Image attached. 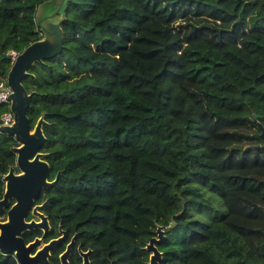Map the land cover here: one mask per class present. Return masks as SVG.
I'll return each mask as SVG.
<instances>
[{
  "label": "trees",
  "instance_id": "16d2710c",
  "mask_svg": "<svg viewBox=\"0 0 264 264\" xmlns=\"http://www.w3.org/2000/svg\"><path fill=\"white\" fill-rule=\"evenodd\" d=\"M42 1L0 0V77ZM58 24L60 51L20 80L58 171L34 198L44 239L59 225L90 264H143L169 224L159 264H264V0H64ZM15 144L0 132V193Z\"/></svg>",
  "mask_w": 264,
  "mask_h": 264
},
{
  "label": "water",
  "instance_id": "95a60500",
  "mask_svg": "<svg viewBox=\"0 0 264 264\" xmlns=\"http://www.w3.org/2000/svg\"><path fill=\"white\" fill-rule=\"evenodd\" d=\"M64 0H60L58 11L61 10ZM36 7L35 11L37 10ZM49 14H41L35 17V23L44 35L29 42L11 59V53L5 52L2 57L10 59L5 79L10 86L9 109L12 111V120L8 124H0V132L12 135L17 144L12 146L15 153L14 165L17 172L12 171L10 165L2 175L3 191L0 197V211L6 205L8 197L13 198V202L6 209V218L0 220V252L12 253L17 264H39L45 261L51 246L58 243L63 237L64 231L57 237L50 238L46 243H40V237H34L32 241L25 242L20 233L27 228L42 227V235L47 229L46 216L36 209L39 204H33L32 213L39 217L38 220L24 219L28 209L33 203V198L40 189L54 183L57 172L51 179L47 178L48 163L42 158L44 152L39 150L44 141V134L41 130L42 116H38L32 126H30L26 115V107L31 93L26 91L21 83V77L27 73L26 68L33 61H41L59 52L62 46L61 29L57 22H45ZM256 116V113H253ZM260 128V136L264 138V128L257 123ZM168 225L157 224L154 234L150 235L144 245V250L148 252L147 259L143 264H159L161 251L156 247V243L164 238V231ZM40 244V245H39ZM38 245V246H37ZM71 245V239L65 244L64 250L59 253V264H67L66 255ZM34 248V251L31 250ZM82 264H89L87 258L88 249L82 251ZM33 253V254H32Z\"/></svg>",
  "mask_w": 264,
  "mask_h": 264
},
{
  "label": "flooded vegetation",
  "instance_id": "af4514ba",
  "mask_svg": "<svg viewBox=\"0 0 264 264\" xmlns=\"http://www.w3.org/2000/svg\"><path fill=\"white\" fill-rule=\"evenodd\" d=\"M6 171H7V170H6ZM6 171H5V172H6ZM12 171H13V172H17V171H18V168L14 165V161H13V163H12ZM5 172H4V173H5ZM4 173L1 174V177H2V175H3ZM40 190H41V189H40ZM2 191H3V188H2ZM2 191H1V193H0V197H1ZM37 195H38V194H37ZM34 198H35V197H34ZM34 198H33V203L31 204L30 208L28 209V211H27V213H26L24 219L27 220V221H28L29 219L38 220L39 217L36 216L35 214H33L32 211H31V209H32L33 204H39V206H37L36 209L39 210L40 212H42V213L46 216V220H47V229L45 230L44 234L42 235V227H41V226L32 227V228H27V229H24V230L20 233V235H21L22 238H23L22 233H23L25 230L35 229V230L37 231V233L33 234V235L30 237V239H28V240H24V238H23V240H24L25 242H30V241L33 240L34 237H40V238H41V239H40V243H42V242L46 243L50 238L57 237L58 235L61 234V232H60L61 227H60L59 225H57V226H56V234L53 235V236H49V237H47V238L44 239V237L46 236V233H48V231L50 230V224H49V221H48L47 215H46V214L42 211V209H41V205H42V203H43V200H40V201H38V202H35V201H34ZM12 202H13V198H12V197H8L6 205L2 206V209H1V211H0V220H4V219L6 218V209H7V207H8ZM62 230L64 231V233H63V237L60 239V241H59L58 243H55V244H53V245L51 246V248H50L49 251H48V254H47V258H46V260H45V261H40L39 264H40L41 262H47V261H48V258L50 257L51 249L53 248L54 245L63 244L62 247H61V249L56 253V256H55L56 259H57V264H59V263H60V261H59V253H60L62 250H64V248H65V244H66L70 239H71V245H70L69 250H68V253H67V255H66L67 264H72L73 262H77V264H82V254L79 252V249L82 250V251H85V250L88 249V252H87V258H88V263L90 264V261H89V252H90V248H85V249H83V248H81V247L79 246V243H76L75 246H73L74 235H73V237H72V236L68 237V239L65 240V241L63 242V240L65 239V230H64L63 228H62ZM39 245H40V244H39ZM37 246H38V245H37ZM31 251L33 252V251H34V248H33ZM32 254H33V253H32Z\"/></svg>",
  "mask_w": 264,
  "mask_h": 264
},
{
  "label": "built area",
  "instance_id": "2783aa9c",
  "mask_svg": "<svg viewBox=\"0 0 264 264\" xmlns=\"http://www.w3.org/2000/svg\"><path fill=\"white\" fill-rule=\"evenodd\" d=\"M11 53V59L18 53L15 49L8 50ZM10 86L7 84L5 77H0V103L5 104V109L0 111V124H8L12 120V111L9 109Z\"/></svg>",
  "mask_w": 264,
  "mask_h": 264
},
{
  "label": "rangeland",
  "instance_id": "374dc122",
  "mask_svg": "<svg viewBox=\"0 0 264 264\" xmlns=\"http://www.w3.org/2000/svg\"><path fill=\"white\" fill-rule=\"evenodd\" d=\"M60 0H43L37 6V10L35 11V17L41 14H49V16L45 19V22H57L59 18L58 5ZM44 34L41 33V37Z\"/></svg>",
  "mask_w": 264,
  "mask_h": 264
},
{
  "label": "clouds",
  "instance_id": "9594fccd",
  "mask_svg": "<svg viewBox=\"0 0 264 264\" xmlns=\"http://www.w3.org/2000/svg\"><path fill=\"white\" fill-rule=\"evenodd\" d=\"M9 52V51H8Z\"/></svg>",
  "mask_w": 264,
  "mask_h": 264
}]
</instances>
